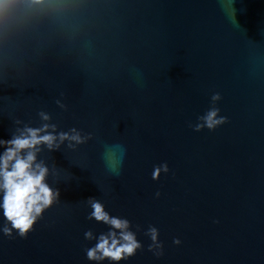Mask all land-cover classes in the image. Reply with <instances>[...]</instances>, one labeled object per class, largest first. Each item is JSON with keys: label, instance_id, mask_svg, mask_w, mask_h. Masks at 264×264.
<instances>
[{"label": "water", "instance_id": "1", "mask_svg": "<svg viewBox=\"0 0 264 264\" xmlns=\"http://www.w3.org/2000/svg\"><path fill=\"white\" fill-rule=\"evenodd\" d=\"M215 93L227 122L197 132ZM40 111L92 138L42 146L59 200L26 237L0 207V264H116L86 258L90 197L143 245L119 264H264V0H0V139Z\"/></svg>", "mask_w": 264, "mask_h": 264}, {"label": "clouds", "instance_id": "2", "mask_svg": "<svg viewBox=\"0 0 264 264\" xmlns=\"http://www.w3.org/2000/svg\"><path fill=\"white\" fill-rule=\"evenodd\" d=\"M40 3L41 0H34ZM221 99L219 93L211 96L212 106L206 113L197 118V123L190 125L197 132L207 128L215 130L227 122V118L221 116L216 102ZM56 103L61 108H66L59 100ZM38 116L42 123L40 127H31L24 124L23 128H17L11 139H0V192L3 193L2 204L3 216L7 224L2 232L11 237L13 230L20 237H26L33 229L37 221L42 218L43 213L49 209L54 202H58L60 192L53 189L46 182L49 169L43 161H37V155L46 146L49 151L59 150L60 146L68 141L67 147L75 150L78 145L86 143L92 138L91 133L82 134L80 130L73 127L68 131L57 132L55 123H47L52 119L50 114L40 111ZM17 125L23 123L17 119ZM109 171L119 175V170L111 168ZM169 172L168 164L162 163L154 166L152 179L158 180L161 173ZM157 197L160 195L156 193ZM87 205L91 211L89 220L103 223L109 226L107 233L99 235L94 246L86 248V258L89 261L108 260L119 264L121 260H127L142 249L143 245L137 240L136 233L130 230L131 222L126 218L112 216L105 209L103 202L96 198H88ZM10 225V227L8 226ZM140 226L137 225V230ZM145 235L152 241L148 245V251L155 256L163 255V244L158 239L159 232L154 226H149ZM86 240L93 239L92 230L84 233ZM180 244L179 239L173 241Z\"/></svg>", "mask_w": 264, "mask_h": 264}]
</instances>
